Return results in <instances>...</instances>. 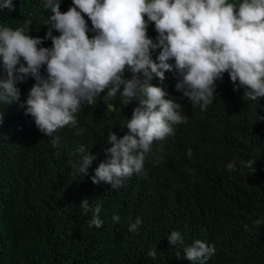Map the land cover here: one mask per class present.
Returning <instances> with one entry per match:
<instances>
[{"label": "trees", "instance_id": "1", "mask_svg": "<svg viewBox=\"0 0 264 264\" xmlns=\"http://www.w3.org/2000/svg\"><path fill=\"white\" fill-rule=\"evenodd\" d=\"M13 5L14 10H0V26H23L43 39L41 46L51 47L47 20L53 13L43 0ZM71 6L72 0H60L61 11ZM52 34L59 35L55 29ZM148 35L157 37L154 23ZM159 50H152L154 60ZM0 75L6 78L2 66ZM35 83L27 76L17 84L20 101H0V264H194L183 246L169 243L174 230L185 246L195 239L215 246L206 264H264V97L248 101L245 89L225 72L216 81L213 102L202 109L176 84L154 78L151 83H162L168 98L182 105L187 123L154 141L142 172L113 189L91 178L111 147L109 133H128L123 122L132 118L138 100L123 103L118 93L106 102L102 93L94 105H81L76 127L46 136L22 106ZM80 147L96 157L84 176L73 171ZM247 160L256 161L254 173L242 168ZM233 161L237 170L229 171L226 165ZM85 198L101 206V228L89 227L93 214L80 207ZM137 218L142 223L130 232ZM152 249L155 259L148 255Z\"/></svg>", "mask_w": 264, "mask_h": 264}, {"label": "clouds", "instance_id": "2", "mask_svg": "<svg viewBox=\"0 0 264 264\" xmlns=\"http://www.w3.org/2000/svg\"><path fill=\"white\" fill-rule=\"evenodd\" d=\"M43 2L53 13L47 20L51 47L41 46L43 39L23 26H0V66L6 72V78L0 75V101H20L17 84L34 77L37 83L22 106L36 127L51 136L59 128L76 127L81 105H94L102 93L106 102L118 93L123 103L138 100L132 118L123 122L128 133H109L111 147L95 169L93 184L119 189L126 178L142 172L154 141L174 135V125L187 123L182 105L168 98L162 83H151L154 78L176 84L193 107L202 109L213 102L216 81L225 72L237 88L245 89L248 101L264 97V0H72L67 11H61L60 0ZM5 8L14 10L13 0H0V10ZM85 16L94 35L88 34ZM150 23L158 33L155 40L148 35ZM156 48L160 50L154 60ZM78 152V169L73 165V171L84 176L96 157L84 147ZM255 164L241 162L252 173ZM226 168L236 171L237 164L230 162ZM80 207L84 214H93L89 227L103 226L100 205L92 206L85 198ZM141 223L137 218L129 231ZM167 237L171 245L183 246L185 258L194 264H206L216 252L201 239L185 246L179 231ZM148 255L155 259L157 252L152 249Z\"/></svg>", "mask_w": 264, "mask_h": 264}]
</instances>
